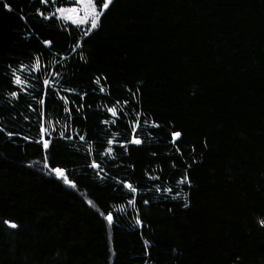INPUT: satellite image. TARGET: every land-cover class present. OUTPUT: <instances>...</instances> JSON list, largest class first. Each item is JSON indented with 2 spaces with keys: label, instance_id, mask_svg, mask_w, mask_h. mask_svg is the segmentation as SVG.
<instances>
[{
  "label": "trees",
  "instance_id": "16d2710c",
  "mask_svg": "<svg viewBox=\"0 0 264 264\" xmlns=\"http://www.w3.org/2000/svg\"><path fill=\"white\" fill-rule=\"evenodd\" d=\"M61 6L0 0V264H264V0Z\"/></svg>",
  "mask_w": 264,
  "mask_h": 264
},
{
  "label": "snow or ice",
  "instance_id": "6c2138e0",
  "mask_svg": "<svg viewBox=\"0 0 264 264\" xmlns=\"http://www.w3.org/2000/svg\"><path fill=\"white\" fill-rule=\"evenodd\" d=\"M42 2L44 3H47L48 0H42ZM101 4H102V7L101 8H98L96 3H95V0H63V3L65 4H68L69 6L67 7H64V6H61V7H58L57 8V12L60 13V16L58 18L60 19H65V20H68L70 22H72L73 24L77 25V26H81V25H89L90 27L84 32V35L87 36L91 33L92 30H96L100 27L101 25V17L102 15L104 14V10L108 9L109 5L112 3V0H100ZM5 7H9V5L5 4L4 5ZM9 10L10 7H9ZM40 15L45 19H51L52 17L50 16H44L43 13H40ZM45 44H50L51 42L50 41H45L44 42ZM77 48H80L82 47L81 44H77L76 45ZM36 67H37V70H39V61L37 60V64H36ZM106 79V78H105ZM15 84L17 85H21L23 83L22 79H21V76L19 75H16L15 76V79L13 81ZM100 79L97 78L95 83L96 84H100ZM49 81L48 80H45L44 81V84H48ZM100 91H104L103 88L100 89ZM139 90L137 89V92ZM11 95L13 96H17L18 93L16 92H13L11 93ZM135 95V94H134ZM138 103V101H137ZM125 104H127V101H125ZM65 111H70L69 109H65ZM107 111L109 113H111V115L113 117H116L118 115V111H117V108L116 107H110L107 109ZM105 123H107V121H105ZM153 127H159V125L153 123L152 125ZM133 127V132H135V129L139 127V121H137V123L135 125L132 126ZM39 132L40 133H47V135L50 137L51 136V133L47 132V129L43 126H40L39 127ZM9 136L12 135L11 132L8 133ZM60 137H63L64 136V133L61 132L60 134ZM171 137H172V142L175 143L176 139L177 138H180L181 137V132L179 131H173L170 133ZM25 139H28V137H25ZM80 139L81 140H84V136H80ZM37 143H41V141H36ZM50 142L51 140L50 139H43L42 140V147L43 149L47 150L49 148V145H50ZM109 144H112L113 141L112 140H109L108 141ZM130 143L132 144H135V145H140L143 143V140L136 137L134 134L130 140ZM123 147V145H122ZM109 152L112 151V149H109L108 150ZM92 168H95V169H98L100 167L99 164L93 162L91 165H90ZM189 167H191V165H189ZM44 168L47 169V174L52 176L54 175V178L56 179H59L61 180L63 183L69 185L70 187L72 188H76V185H75V182L73 180H70L68 178V175H67V171L66 169L64 168H61L59 166L57 167H51L48 162H47V156L45 155V158H44ZM189 184L191 183V181L189 180L187 174L185 173V175L177 181V187H179V185L181 184ZM127 189H129L131 192L135 193L137 191V189L135 187H133V185L131 183H127L125 182V185H124ZM157 191H160L159 188H157ZM164 191H166L167 193H172L173 189L172 188H166L164 189ZM181 195V192H177L175 195L172 196V199H176L177 196H180ZM187 197L185 196V199ZM88 205L92 206L95 208V205L93 204V201L91 200H88L87 201ZM130 203H135V201H130ZM148 201L147 200H144V204H147ZM188 205L185 204V207H187ZM98 212H99V215L101 217H103V219L107 222V226L110 228L114 222H115V218L113 216V213L111 211H108L107 214H105L104 212H100L99 209L97 208L96 209ZM7 223V222H6ZM136 223L138 225H142V221L137 219ZM261 225L264 226V220L260 221ZM11 227H16L15 224H11ZM145 245L147 246L148 244V241H144ZM115 253L113 252V255Z\"/></svg>",
  "mask_w": 264,
  "mask_h": 264
},
{
  "label": "rangeland",
  "instance_id": "374dc122",
  "mask_svg": "<svg viewBox=\"0 0 264 264\" xmlns=\"http://www.w3.org/2000/svg\"><path fill=\"white\" fill-rule=\"evenodd\" d=\"M96 1V0H95ZM110 6V5H109ZM98 7V6H97ZM98 8H101V7H98ZM107 10V9H106ZM106 10H104V12L106 11ZM54 16H56L57 18L60 16V13H58L57 12V8L55 9V12H54ZM58 19H60V18H58ZM60 20H62L63 22H65V23H70V24H73L72 22H70V21H68V20H65V19H60ZM73 25H75V24H73ZM77 26V25H76ZM79 27H83L85 30H87L90 26L89 25H87V24H85V25H81V26H79ZM93 31V30H92ZM91 31V32H92ZM65 184V183H64ZM68 188H72V187H70L69 185H67V184H65ZM72 189H74V188H72Z\"/></svg>",
  "mask_w": 264,
  "mask_h": 264
}]
</instances>
